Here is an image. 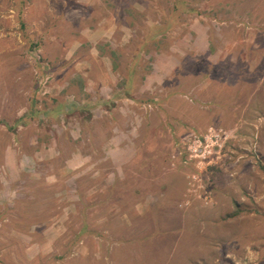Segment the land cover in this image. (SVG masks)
<instances>
[{"label": "rangeland", "instance_id": "rangeland-1", "mask_svg": "<svg viewBox=\"0 0 264 264\" xmlns=\"http://www.w3.org/2000/svg\"><path fill=\"white\" fill-rule=\"evenodd\" d=\"M0 264H264V0H0Z\"/></svg>", "mask_w": 264, "mask_h": 264}, {"label": "built area", "instance_id": "built-area-1", "mask_svg": "<svg viewBox=\"0 0 264 264\" xmlns=\"http://www.w3.org/2000/svg\"><path fill=\"white\" fill-rule=\"evenodd\" d=\"M211 139H213V138H211Z\"/></svg>", "mask_w": 264, "mask_h": 264}]
</instances>
